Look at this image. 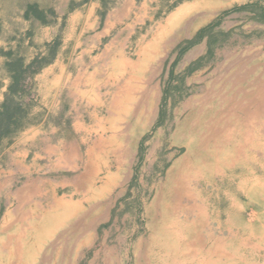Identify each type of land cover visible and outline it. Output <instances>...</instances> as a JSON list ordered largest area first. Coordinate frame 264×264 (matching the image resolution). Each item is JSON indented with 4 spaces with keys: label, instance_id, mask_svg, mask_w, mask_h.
I'll return each instance as SVG.
<instances>
[{
    "label": "crops",
    "instance_id": "0c3cea01",
    "mask_svg": "<svg viewBox=\"0 0 264 264\" xmlns=\"http://www.w3.org/2000/svg\"><path fill=\"white\" fill-rule=\"evenodd\" d=\"M29 5L46 24L25 18ZM220 7L209 0H0V104L9 84L5 53L27 63L57 42L34 77L30 125L0 145V264H110V256L126 264L128 253L104 252L97 218L120 180L113 165L125 118L133 109L145 113L134 101L145 92L147 69L157 63L161 73V38Z\"/></svg>",
    "mask_w": 264,
    "mask_h": 264
},
{
    "label": "rangeland",
    "instance_id": "374dc122",
    "mask_svg": "<svg viewBox=\"0 0 264 264\" xmlns=\"http://www.w3.org/2000/svg\"><path fill=\"white\" fill-rule=\"evenodd\" d=\"M219 2L224 10L193 15L161 38V73L157 63L147 69L145 92L134 101L145 113L133 109L125 118L121 164L117 149L113 165L120 180L99 204L97 218L98 224L110 222L101 229L104 252L128 253L126 264H264V35H255L264 27L243 14L226 17L220 30L231 36L186 77L187 95L169 106L166 121L156 127L176 44L223 11L253 2L264 6V0H209L216 9ZM204 53V43L192 48L175 74ZM110 258V264H121Z\"/></svg>",
    "mask_w": 264,
    "mask_h": 264
},
{
    "label": "trees",
    "instance_id": "16d2710c",
    "mask_svg": "<svg viewBox=\"0 0 264 264\" xmlns=\"http://www.w3.org/2000/svg\"><path fill=\"white\" fill-rule=\"evenodd\" d=\"M182 1L184 0H178V3ZM231 13L243 14L247 21L264 27V6L257 2L247 3L230 11L221 12L213 21L197 30L191 38L179 42L171 52V55H174L175 58L169 65L167 78L163 83L156 127L161 126L166 121L169 115V106H173L187 95V92H185L186 77L211 61L215 50L231 36V32L220 30V25ZM24 15L25 18L31 16L40 23H47L45 13L38 10L36 6H27ZM255 35L261 37L264 32H258ZM202 43L205 44L204 55L188 64L182 75L175 74V68L181 58L192 48ZM56 47L57 42H54L46 47L45 55H38L27 63L23 58L17 57L11 52L5 53L7 61L4 64V71L8 76L9 84L0 104V145L4 139H11L30 125L31 121L28 118V114L35 98L34 77L51 62L55 56ZM129 209L131 207L127 205L126 210ZM114 212H112L113 215ZM109 225L110 222L100 226V229Z\"/></svg>",
    "mask_w": 264,
    "mask_h": 264
},
{
    "label": "bare ground",
    "instance_id": "6f19581e",
    "mask_svg": "<svg viewBox=\"0 0 264 264\" xmlns=\"http://www.w3.org/2000/svg\"><path fill=\"white\" fill-rule=\"evenodd\" d=\"M151 1V0H150ZM152 3V2H151ZM132 5V4H131ZM146 5V4H145ZM128 6H130V5H128ZM132 6H134V5H132ZM144 6V5H143ZM214 6H215V4H214ZM138 7V6H137ZM133 8H135V7H133ZM142 10H143V8H142ZM141 11V10H140ZM183 11V10H182ZM181 11V12H182ZM152 12V11H151ZM179 12V11H178ZM147 13V12H146ZM153 13H154V11H153ZM197 13V12H196ZM195 13V14H196ZM138 14V13H137ZM149 14V13H148ZM121 16V15H120ZM127 16V15H126ZM136 16V15H135ZM124 17V16H123ZM153 17V16H152ZM135 18V17H134ZM121 19V18H120ZM141 19V18H140ZM129 25V24H128ZM136 27V26H135ZM163 27V26H162ZM178 27V26H177ZM111 28V27H110ZM124 32H126V31H124ZM134 32V31H133ZM122 34H123V32H122ZM153 37V36H152ZM163 40V39H162ZM114 41V40H113ZM120 42V41H119ZM112 45V44H111ZM114 45V44H113ZM143 48V47H142ZM141 48V49H142ZM123 50V49H122ZM141 53V52H140ZM158 53V52H157ZM139 54V53H138ZM117 55V54H116ZM136 55V54H135ZM140 55V54H139ZM156 55V54H155ZM153 58H154V56H153ZM142 59V58H141ZM136 61V60H135ZM150 61H152V60H150ZM138 62V61H137ZM140 62V61H139ZM143 63V62H142ZM147 64H149V63H147ZM151 64V63H150ZM106 65V64H105ZM104 65V66H105ZM136 66V65H135ZM126 67H127V65H126ZM140 67V66H139ZM109 69V68H108ZM107 71V70H106ZM134 71V70H133ZM145 71V70H144ZM134 74V73H133ZM119 77V76H118ZM110 78V77H109ZM111 79V78H110ZM100 80V79H99ZM105 81V80H104ZM109 81V80H108ZM115 81V80H114ZM99 82V81H98ZM129 83V82H128ZM130 84H132V83H130ZM107 87V86H106ZM142 87V86H141ZM140 87V88H141ZM144 89V88H143ZM84 92V91H83ZM86 92V91H85ZM103 93V92H102ZM122 95V94H121ZM98 96V95H97ZM94 97V96H93ZM107 98V97H106ZM109 98H110V96H109ZM121 98V97H120ZM124 99H125V97H124ZM120 100V99H119ZM122 100V99H121ZM107 101H109V100H107ZM107 101H105V102H107ZM117 101V100H116ZM125 101V100H124ZM88 102V101H87ZM95 102H97L96 100H95ZM132 102V101H131ZM121 103H122V101H121ZM101 104V103H100ZM117 104H119V103H117ZM84 105V104H83ZM87 106V105H86ZM104 107V106H103ZM123 107V106H122ZM142 108V107H141ZM87 110H89V109H87ZM94 110V109H93ZM103 110V109H102ZM120 110V109H119ZM100 111V110H99ZM105 111V110H104ZM115 111V110H114ZM94 113V112H93ZM127 113V112H126ZM105 115V114H104ZM115 115V114H114ZM87 117V116H86ZM121 117V116H120ZM133 118V117H132ZM83 119V118H82ZM93 119V118H92ZM112 119V118H111ZM114 119V118H113ZM91 120V119H90ZM107 120V119H106ZM107 122V121H106ZM109 122V121H108ZM128 122H129V120H128ZM168 122V121H167ZM131 123V122H130ZM93 124V123H92ZM91 124V125H92ZM133 124V123H132ZM101 126V125H100ZM120 127V126H119ZM81 129V128H80ZM99 129V128H98ZM104 129V128H103ZM170 129H171V127H170ZM91 130H93V129H91ZM93 131H95V130H93ZM92 131V132H93ZM87 132V131H86ZM96 132H97V130H96ZM99 133V132H98ZM109 133V132H108ZM132 133V132H131ZM96 134V133H95ZM158 135V134H157ZM108 136V135H107ZM91 137V136H90ZM160 137V136H159ZM95 138V137H94ZM141 138V137H140ZM109 139V138H108ZM89 140V139H88ZM155 140V139H154ZM81 141V140H80ZM79 141V142H80ZM115 142V141H114ZM139 142V141H138ZM113 143V142H112ZM117 144V143H116ZM245 144V143H244ZM81 145V144H80ZM178 145H180V144H178ZM77 146V145H76ZM82 146V145H81ZM183 146V145H182ZM247 146V145H246ZM248 147V146H247ZM83 150V149H82ZM85 150V149H84ZM83 150V151H84ZM87 150V149H86ZM239 150V149H238ZM249 151H251V150H249ZM244 154V153H243ZM241 156V155H240ZM242 156H244V155H242ZM79 157V156H78ZM82 157V156H81ZM193 157V156H192ZM172 159V158H171ZM215 159V158H214ZM105 161V160H104ZM218 162V161H217ZM101 164V163H100ZM163 164V163H162ZM193 164H194V162H193ZM219 164H222V163H219ZM223 164H224V162H223ZM226 164V163H225ZM230 164V163H229ZM215 165V164H214ZM19 168V167H18ZM197 168V167H196ZM20 169V168H19ZM214 170V169H213ZM198 171V170H197ZM111 172V171H110ZM73 174V173H72ZM78 174V173H77ZM215 174V173H214ZM190 175H191V173H190ZM199 175V174H198ZM67 177V176H66ZM103 177V176H102ZM199 177V176H198ZM69 178V177H68ZM192 178V177H191ZM190 178V179H191ZM200 178V177H199ZM215 178V177H214ZM224 178V177H223ZM196 180V179H195ZM191 182V181H190ZM197 182V181H196ZM219 182V181H218ZM51 185H53V184H51ZM39 187V186H38ZM48 188V187H47ZM46 188V189H47ZM197 188V187H196ZM49 189V188H48ZM69 188H67V190H68ZM203 189V188H202ZM70 190V189H69ZM190 191V190H189ZM204 191V190H203ZM93 192V191H92ZM98 192V191H97ZM56 194V193H55ZM50 195V194H49ZM55 196V195H54ZM194 196V195H193ZM210 196V195H209ZM43 197V196H42ZM80 196H78V198H79ZM104 197V196H103ZM181 197H182V195H181ZM56 198V197H55ZM59 198V197H58ZM73 198V197H72ZM77 198V199H78ZM100 199V198H99ZM92 201V200H91ZM66 203H68V202H66ZM74 203H75V201H74ZM90 203V202H89ZM176 203V202H175ZM82 204V203H81ZM199 205H200V203H199ZM86 206V205H85ZM25 207V206H24ZM62 208V207H61ZM204 209V208H203ZM62 210V209H61ZM201 210V209H200ZM23 212V211H22ZM25 212V211H24ZM43 212V211H42ZM194 212V211H193ZM41 213V212H40ZM168 213H170V212H167V214ZM172 213V212H171ZM206 213V212H205ZM10 214V213H9ZM37 214V213H36ZM96 214V213H95ZM193 214V213H192ZM254 214V213H253ZM18 215V214H17ZM166 215V214H165ZM13 216V215H12ZM167 216V215H166ZM172 216V215H171ZM201 216V215H200ZM76 217V216H75ZM199 217V216H198ZM16 218V217H15ZM199 219H201V218H199ZM198 219V220H199ZM207 219H208V217H207ZM36 221V220H35ZM42 221V220H41ZM202 221V220H201ZM34 222V221H33ZM163 222V221H162ZM23 224V223H22ZM29 224V223H28ZM32 224V223H31ZM40 225H41V223H40ZM161 225V224H160ZM14 226V225H13ZM213 226V225H212ZM18 227V226H17ZM44 227V226H43ZM13 228V227H12ZM160 228V227H159ZM174 228V227H173ZM25 229V228H24ZM43 229V228H42ZM69 229V228H68ZM198 229V228H197ZM219 229H220V227H219ZM17 230H19L18 228H17ZM23 230V229H22ZM205 230V229H204ZM55 231V230H54ZM208 231V230H207ZM225 231V230H224ZM232 231V230H231ZM36 233V232H35ZM195 233V232H194ZM238 233V232H237ZM11 234V233H10ZM203 234V233H202ZM12 235V234H11ZM26 237V236H25ZM240 237V236H239ZM221 238V237H220ZM244 238V237H243ZM26 239V238H25ZM35 239V238H34ZM160 240V239H159ZM191 240H193V239H191ZM245 240H246V238H245ZM12 241V240H11ZM22 241V240H21ZM20 241V242H21ZM24 241V240H23ZM34 241V240H33ZM194 241V240H193ZM213 241V240H212ZM251 242H252V240H250ZM160 242V241H159ZM240 242H241V240H240ZM245 242V241H244ZM1 243V242H0ZM243 243V242H242ZM4 244V243H3ZM2 244V245H3ZM186 244V243H185ZM248 244V243H247ZM246 244V245H247ZM12 245H15V243L14 244H12ZM24 245V244H23ZM22 245V246H23ZM27 245V244H26ZM249 245V244H248ZM11 246V245H10ZM243 246V245H242ZM241 246V247H242ZM14 247V246H13ZM76 247V246H75ZM163 247V246H162ZM6 248V247H5ZM186 248V247H185ZM245 248V247H244ZM252 248H254V247H252ZM42 249V248H41ZM45 250V249H44ZM256 250V249H255ZM260 250H262V249H260ZM4 251V250H3ZM160 251V250H159ZM194 251V250H193ZM257 251V250H256ZM5 252V251H4ZM158 252V251H157ZM209 252V251H208ZM11 253V252H10ZM203 253V252H202ZM258 253H259V251H258ZM21 254H22V252H21ZM9 255H11V254H9ZM189 255H190V252H189ZM188 255V256H189ZM14 256H16V255H13V257ZM232 256V255H231ZM263 256V255H262ZM168 257V256H167ZM16 258V257H15ZM18 258H19V256H18ZM42 258V257H41ZM164 258V257H163ZM221 258V257H220ZM36 259V258H35ZM231 260V259H230ZM38 261V260H37ZM41 261V260H40ZM161 261V260H160ZM242 261V260H241ZM13 263H14V261H13ZM41 263V262H40ZM212 263V262H211Z\"/></svg>",
    "mask_w": 264,
    "mask_h": 264
}]
</instances>
